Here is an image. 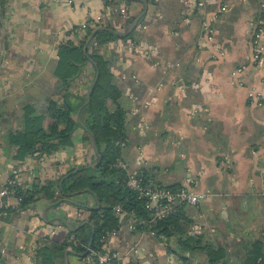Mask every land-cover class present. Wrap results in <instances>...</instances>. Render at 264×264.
<instances>
[{
    "label": "crops",
    "instance_id": "0c3cea01",
    "mask_svg": "<svg viewBox=\"0 0 264 264\" xmlns=\"http://www.w3.org/2000/svg\"><path fill=\"white\" fill-rule=\"evenodd\" d=\"M105 4L0 0V133L20 128V105L54 80L57 44L77 43L84 34L77 24L95 19ZM121 4L131 22L126 26L124 20L121 31L116 30H131V37L108 40L99 51L112 59L121 91L125 139L119 158L125 171L143 168L161 184L189 180L191 187L207 191L197 205L182 207L189 226L212 228L202 231L204 237L225 247L240 236L264 241V0H116L112 5ZM116 16H103L101 24L115 27ZM257 26L260 61L252 64L249 39ZM240 65L241 71L232 74ZM91 71L87 62L73 92L87 91ZM71 141L38 159L20 161L12 159V146L0 143V182L13 166L27 187L90 163L95 146L81 125L73 129ZM8 203L10 209L0 211V264H34L40 241L72 237L70 229L86 221L85 207L96 200L82 190L61 201L38 198L21 209L14 208L11 197ZM125 220L118 225L121 239L110 238L101 246L121 264H204L202 253L180 258L175 235L128 230ZM131 246L138 250L135 258L128 251ZM56 261L88 264L67 247Z\"/></svg>",
    "mask_w": 264,
    "mask_h": 264
},
{
    "label": "trees",
    "instance_id": "16d2710c",
    "mask_svg": "<svg viewBox=\"0 0 264 264\" xmlns=\"http://www.w3.org/2000/svg\"><path fill=\"white\" fill-rule=\"evenodd\" d=\"M114 2L116 0H105L108 4ZM129 22L131 19L124 24L127 26ZM95 27H86L77 43L65 40L57 44V57L51 67L53 82L43 85L38 96L20 105L16 113L20 128L8 127L0 133V143L13 147L11 157L17 161L27 156L38 159L41 155L70 145L71 134L77 125H81L94 140L95 154L90 163L73 167L57 178L33 181L27 187H15L14 194L19 196L14 206L17 209L31 205L38 198L61 201L82 190L92 194L96 200L93 206L85 207L88 211L86 221L70 229L72 237L67 236L61 242L47 238L40 241L34 249V264H62L56 258L62 255L68 244L70 251L81 257L89 254L90 250L102 252L99 240L102 231L118 227L128 212L148 217L142 200L125 184V169L115 164L120 159V148L125 139L124 109L118 103L121 91L111 69L112 59L104 58L99 47L119 37L116 29L120 28L101 23ZM124 37H131V30ZM87 62L92 66L88 89L78 94L72 91V87ZM137 172L144 179H150L143 168L137 169ZM115 205L124 214L116 213L113 209ZM182 207L150 225L137 223L134 229H149L155 236L175 235V251L183 260L193 253H202L204 264H264V243L260 238L240 236L232 241L231 247H225L214 239L204 237L202 232L189 234L190 219ZM9 209L7 206L0 211ZM111 253L105 261L94 264H121ZM91 257L96 260L94 254Z\"/></svg>",
    "mask_w": 264,
    "mask_h": 264
},
{
    "label": "built area",
    "instance_id": "2783aa9c",
    "mask_svg": "<svg viewBox=\"0 0 264 264\" xmlns=\"http://www.w3.org/2000/svg\"><path fill=\"white\" fill-rule=\"evenodd\" d=\"M109 14L117 15L116 21L118 25L115 26L116 28H119L124 20H126V17H128L126 13V7L123 4L115 6L107 3L103 6L102 12L95 16V19L80 21L77 24L76 29L95 27L97 24H100L102 22L103 16ZM202 27L205 31V37L209 38L211 32L206 21H203ZM260 32L261 28L257 26L252 31L249 39L251 47L250 60L252 64H256L258 61H260ZM151 50L153 49L151 48ZM242 68L243 65L237 66L231 71V73L237 74L241 71ZM239 82L240 80L238 79L237 83ZM121 144H123V142H121ZM115 164L125 169L126 165L120 159H117ZM125 184L136 192V196L142 200L143 207L148 211L147 218L137 216L132 212L126 213L125 228L128 230L134 229L137 223L150 225L154 220L160 219L168 213L177 211L183 205H197L208 196L207 191L191 187L189 185V180H186V182L173 187H166L164 184L157 182L151 177L150 179H144L143 176L137 172V170L126 171ZM18 186L24 187L21 184L17 167L13 166L10 168L8 177L4 181L0 182V208L9 206L8 201L10 197L14 199L15 205L18 203L19 196L14 194L15 187ZM113 209L116 213H120L121 215L124 214V211H120V207L117 205H115ZM205 228L208 230H212L211 227L205 226L204 224L193 223L189 226L188 232L189 234L193 235L204 231ZM149 231L152 232L151 230ZM119 235V226L102 231V234L99 237V240L102 243L101 246L105 244L110 238L118 237V239H121V236ZM66 247L70 248V245L68 244ZM128 251L130 255H134V258L137 257L136 255L138 253V250L136 247L131 246ZM91 254L95 255L96 260L91 257ZM82 257L88 264H94L95 262L100 263L105 261L108 258V255L105 251L94 252L90 250L89 254H86ZM171 257L174 261H178L179 259L175 254ZM136 263L148 264L142 262L139 263V261L137 260Z\"/></svg>",
    "mask_w": 264,
    "mask_h": 264
},
{
    "label": "water",
    "instance_id": "95a60500",
    "mask_svg": "<svg viewBox=\"0 0 264 264\" xmlns=\"http://www.w3.org/2000/svg\"><path fill=\"white\" fill-rule=\"evenodd\" d=\"M96 28H97V27H95V28L91 31V33L87 36V38H86V42L90 39V37H91L93 31H94ZM117 33H118L119 35L126 34V33H121V32H117ZM87 96H88V93H87ZM92 143H93V146H94V140H93V138H92Z\"/></svg>",
    "mask_w": 264,
    "mask_h": 264
},
{
    "label": "rangeland",
    "instance_id": "374dc122",
    "mask_svg": "<svg viewBox=\"0 0 264 264\" xmlns=\"http://www.w3.org/2000/svg\"><path fill=\"white\" fill-rule=\"evenodd\" d=\"M264 242V241H263Z\"/></svg>",
    "mask_w": 264,
    "mask_h": 264
}]
</instances>
